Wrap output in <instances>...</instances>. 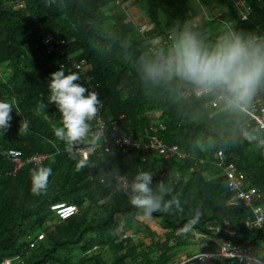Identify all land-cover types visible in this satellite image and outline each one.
Segmentation results:
<instances>
[{
  "label": "trees",
  "instance_id": "1",
  "mask_svg": "<svg viewBox=\"0 0 264 264\" xmlns=\"http://www.w3.org/2000/svg\"><path fill=\"white\" fill-rule=\"evenodd\" d=\"M112 1L0 0V100L16 101L10 127L0 129V172L12 169L2 155L7 150H19L24 158L36 153L52 156L40 166L0 178V264L9 259L14 264H130L129 259L131 264H171L174 251L195 232L228 238L207 230L216 224H227L236 232L228 239L264 260V227H246V221L254 219L252 211L229 205L227 178L214 164V156L223 152L228 163L244 174L247 188L262 192L264 202V145L259 143L264 131L240 111L214 110L215 94L188 97L184 94L194 93L189 87L145 82L137 71V61L151 54L149 39L172 36L190 22L208 44L216 40L209 32L214 22L223 30L231 27L264 35V1L246 0L253 12L243 22L229 0H217L214 13L210 0H135L134 15L136 8L143 11L153 26L144 35L140 22ZM62 41L68 44V55L88 62L85 73L99 86L106 119L117 120L119 129L134 139L144 137L152 124H163L167 130L161 139L178 145L190 157L167 160L155 153L124 149L98 150L83 161L65 153L67 144L82 148L96 141L91 131L72 143L54 134L53 129L62 127V116L49 103L47 85L50 74L67 62L57 53ZM258 98L264 106V87L251 102ZM22 121L28 123L27 132L19 131ZM245 133L259 140L250 142ZM198 159L209 163L199 164ZM39 167L52 172L46 188L35 194L32 172ZM116 170L130 180L141 171L151 172L153 186L164 185L165 200L179 199V209L173 206L169 213L154 212L150 217L160 221L163 239L157 240L158 235L140 221L145 216L130 204L129 196L116 191L111 179ZM58 204L76 205L79 213L61 221L51 210ZM197 212V223L178 235ZM124 233L133 237L122 240ZM150 237L155 245L146 248L142 239ZM106 249L121 255L109 263L104 258Z\"/></svg>",
  "mask_w": 264,
  "mask_h": 264
},
{
  "label": "clouds",
  "instance_id": "2",
  "mask_svg": "<svg viewBox=\"0 0 264 264\" xmlns=\"http://www.w3.org/2000/svg\"><path fill=\"white\" fill-rule=\"evenodd\" d=\"M198 32L197 25L190 22L172 35L166 52L153 49L150 55L142 56L137 61L141 80L152 84L177 82L197 95H217L230 109L246 111L256 91L264 87V35L228 27L208 44ZM78 81L80 75L76 72L66 74L62 65L50 74L47 85L49 103L54 104L62 116V127L53 129L54 134L68 143L79 141L89 133V121L95 117L100 103L97 94ZM15 103L14 99L0 100V129L6 131L10 127ZM20 130L27 132L28 123L22 121ZM244 138L250 142L259 140L248 133ZM259 143L264 145V140ZM51 172V168L46 167L33 170V193L39 194L46 188ZM111 179L115 180L116 191L127 192L130 204L145 217H151L154 212L169 213L173 206L179 209L177 197L165 200L163 184L153 186L151 172L141 171L129 182L116 170ZM199 215L197 212L177 234L188 232Z\"/></svg>",
  "mask_w": 264,
  "mask_h": 264
},
{
  "label": "built area",
  "instance_id": "3",
  "mask_svg": "<svg viewBox=\"0 0 264 264\" xmlns=\"http://www.w3.org/2000/svg\"><path fill=\"white\" fill-rule=\"evenodd\" d=\"M238 17L243 22L250 19L253 12L252 7L246 0H229ZM264 1V0H263ZM114 6L119 8L123 12L132 10L135 5V0H113ZM146 25V24H145ZM147 27L140 26V31L144 35L153 26L146 25ZM172 36L163 37L158 36L153 39H149L150 51L158 49L163 53L162 49L171 44ZM46 45H50L51 39L45 40ZM66 41H62L59 44L58 52L62 58L67 62L60 64L63 65L66 72H76L80 75V81L83 82L89 89V91L95 92L98 96L100 103L97 105V113L95 117L89 121L91 136L96 141L95 144L88 147H78L76 144H67L64 148V152L79 156L83 161L89 160L98 150H103L105 153H111L114 150L135 149L145 152L155 153L160 155L164 159L172 160H186L190 156L181 152L178 145H169L163 139L160 134L167 130V127L163 124H152L147 134L140 139H134L132 136H128L119 129V123L117 120H108L104 116V105L101 100V94L98 84H95V79L85 73V68L88 64L86 60L77 61L68 55L69 48ZM65 47L67 49H65ZM68 51V52H67ZM190 97L193 95L196 98H203L211 94L197 95L196 93L184 94ZM211 107L217 112L231 111L238 112V110L228 108L225 103L218 98V96L212 101ZM241 112V111H240ZM248 116L250 121L254 123L257 130L264 131V106L261 99L253 100L248 109L242 112ZM3 157L11 163L12 169L5 172H0V178L3 175L13 177L19 173L23 168L28 166H40L47 162L52 156L49 154L36 153L28 158H24L23 154L19 150H7L2 153ZM199 164H208L209 162L198 159ZM211 164V163H210ZM214 164L217 168L222 169V175L227 178V188L232 195L230 199L231 206L244 205L249 208L254 216L253 220L246 221V227L251 228H263L264 227V207H263V194L257 188H247L245 184V176L240 173L236 166L232 163H228L226 155L223 152H219L215 155ZM212 165V164H211ZM5 173V174H4ZM155 175L153 176L154 179ZM129 182L131 180L127 178ZM124 195L129 196L125 191ZM55 216L65 221L79 213V208L72 204H58L51 207ZM207 230L216 235L227 236L233 238L236 236V232L231 230L226 225H208ZM196 232L194 233V235ZM202 236V235H201ZM133 237L132 234H122V240ZM205 238V236H203ZM228 238L220 239V245L217 250L211 252H203L196 255H189L183 260L173 262L171 264H216V263H230V264H264V260L259 259L256 254L250 248H246L240 244L234 243ZM159 240V238L157 239ZM34 247V246H33ZM97 249V248H95ZM3 264H14V260H6Z\"/></svg>",
  "mask_w": 264,
  "mask_h": 264
},
{
  "label": "crops",
  "instance_id": "4",
  "mask_svg": "<svg viewBox=\"0 0 264 264\" xmlns=\"http://www.w3.org/2000/svg\"><path fill=\"white\" fill-rule=\"evenodd\" d=\"M213 2V0H210ZM212 2H210L212 4ZM217 8V6H216ZM136 14H135V19L138 20V22H140L141 24H146V25H150V23L148 22L147 17L145 16L143 11H138L137 8L135 9ZM213 37V36H212ZM215 38V37H214ZM152 118H156L157 114H152L151 115ZM140 221L143 224H147L148 229H150L152 232L156 233L158 236H161V239H163L164 235H165V231L161 228L160 226V221L159 220H154L150 217H142L140 219ZM201 234H196L193 235V237H191L186 244H184L183 247L177 249L174 251L173 255H172V260L171 262H177L180 260L185 259L186 257H188L189 255H196V254H200L203 252H211V251H215L218 249L219 247V243H220V239L214 236H208L206 234H202L205 236L201 237L199 236ZM195 237H198L197 239ZM152 239L153 238H147V239H142L144 240L143 244L144 247L146 248H152V246H154L155 244H151L152 243ZM148 241H150V244L148 243ZM136 246H140L142 244H133ZM110 253L112 255V262H114L120 255V252H113V251H109V249L105 250L104 253V258L108 260L109 262V257L106 256V254ZM109 262V263H112ZM127 263H132L131 260L129 259L127 261ZM210 264V263H209ZM212 264V263H211ZM216 264H224V263H216Z\"/></svg>",
  "mask_w": 264,
  "mask_h": 264
},
{
  "label": "rangeland",
  "instance_id": "5",
  "mask_svg": "<svg viewBox=\"0 0 264 264\" xmlns=\"http://www.w3.org/2000/svg\"><path fill=\"white\" fill-rule=\"evenodd\" d=\"M210 2H212V1H210ZM218 4H217V0H213V2H212V4L210 3V8L209 9H211L212 10V12L214 13V11L216 10V6H217ZM129 13L131 14V16H130V18H136L135 17V15H134V10L132 9V10H130L129 11ZM215 16H217L218 17V14H216ZM207 17H210V18H214V15L213 16H211V14L210 13H208V16ZM199 20V19H198ZM138 22V21H137ZM199 23H200V21H199ZM141 24V23H140ZM211 25L213 26L211 29H210V36H213V37H215V38H217V36L220 34V32L223 30V27H221V26H218V23L217 22H214V23H211ZM140 26H143V27H147L145 24H141ZM263 207H264V204H263ZM128 234H130V233H128ZM196 239L198 238V237H195ZM142 243H144L143 241H142ZM148 243L150 244V241H148ZM105 253V252H104ZM106 256L107 257H109V262H112V255L110 254V253H108V254H106ZM107 262H108V260L107 259H105ZM17 264V263H16Z\"/></svg>",
  "mask_w": 264,
  "mask_h": 264
}]
</instances>
